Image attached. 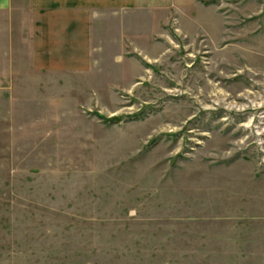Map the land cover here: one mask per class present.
<instances>
[{
    "label": "rangeland",
    "instance_id": "obj_1",
    "mask_svg": "<svg viewBox=\"0 0 264 264\" xmlns=\"http://www.w3.org/2000/svg\"><path fill=\"white\" fill-rule=\"evenodd\" d=\"M191 1L0 97V264H264V0Z\"/></svg>",
    "mask_w": 264,
    "mask_h": 264
},
{
    "label": "crops",
    "instance_id": "obj_2",
    "mask_svg": "<svg viewBox=\"0 0 264 264\" xmlns=\"http://www.w3.org/2000/svg\"><path fill=\"white\" fill-rule=\"evenodd\" d=\"M177 2L186 5L183 0H0V97L34 100L28 82H36L35 91L50 89L54 80L57 85L92 67L101 46L97 33L107 38L118 29L120 14Z\"/></svg>",
    "mask_w": 264,
    "mask_h": 264
}]
</instances>
